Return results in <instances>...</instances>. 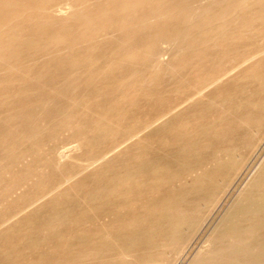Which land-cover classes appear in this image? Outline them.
I'll return each instance as SVG.
<instances>
[{"label": "rangeland", "instance_id": "rangeland-1", "mask_svg": "<svg viewBox=\"0 0 264 264\" xmlns=\"http://www.w3.org/2000/svg\"><path fill=\"white\" fill-rule=\"evenodd\" d=\"M62 1L63 0H48V1H46V0H44V1L43 0H34V1H32V0H14V1H12V0H0V34H1L0 35V43H1L0 44V57L2 56V58H0V67H1L0 68V70H1V72H0V115H1L0 116V138H1L0 143L2 142V144L0 145L1 146L0 147V151H1L0 152V163H1L0 164V175H1V177H0V187H1L0 199L4 198L6 200V201L4 199H3V201L0 200V201H2V203L0 202V220L8 218L9 216L13 215L16 211H18L20 208L25 206L23 208V211H20L16 214V216L19 215L18 218L14 219V221H12V223L6 225L5 227L0 228V264H22V263L23 264L24 263L25 264H33V262H35L37 264H48V263L49 264H53V263L57 264L58 262H59L58 264H61V262H62V264H79L80 262H81L80 264H96V263L97 264H102V263L108 264L107 261H108V259H110V257L112 258V260H113V258L114 259L116 258V260H117L118 253L120 251L119 247H118V249H116L114 247H117V246H113L110 241H106L108 243H102L101 244L100 242L98 243V241H95L92 238L93 235L95 236V234H100L103 231V230H101V229H103V226H104V229L106 228V230L110 229L109 227H108L109 228L108 229L107 226H111L112 223L114 222L113 221L114 219L111 220L112 217L108 216L106 213V211H108V209L110 207L107 205L100 206L95 211V213L92 214L90 212V208L87 206V204L82 203L83 196H85L86 193H88L90 190H92V187L94 185L97 187H102L105 183H107V181L114 182L113 180H115L116 178L119 177L122 169L124 168L126 163H129V161L134 163V162H136L135 160L138 159L139 157H141V158L145 157L144 160L149 159V157H151L150 159L168 160L173 156V154L177 153V151L182 146L187 147V146L192 145V143H195V142L201 146H204V145L206 146V145H210V144L211 145L212 144L217 145L219 143V141H222V140L227 141V140H229V138L231 136L230 135L231 133H230L229 134L230 136L228 135V137L220 138L219 132L223 131L224 129H226L228 132V129H230L231 127L232 128L234 127L235 133H233V135L235 136L236 142L238 143V150H239V153L237 152V155H236V158H237L236 162H238V163H236V166H235L236 169L230 168L229 169L230 171H228V170H226V169H228V167H225L226 169L225 168L223 169L224 173H222L223 171H221V175H220L219 181L217 183V186L219 187V189L216 186V188H217L216 192H217V194L220 195V198L218 197L219 195L217 196L218 202L215 201L214 205H209L211 202L208 203L206 206V209L203 206V209H204L203 211H205V219L203 221H201L200 218L202 217V215H198V217H199L198 219L201 221L199 224V227L196 230H193L191 228H188V230L186 229V231L183 230L179 235V240L176 241L178 244L175 242V244L172 246V249L168 250L169 252L167 251L168 252V253H166L167 255L165 254L162 257L163 260L161 262L156 263V264H159V263H161V264H188L190 262V260L193 258V256L198 251H200L204 247V245L206 246V243L204 241H206L207 237L209 236L210 232L212 231L213 226L218 222V220L221 218V216L227 210V208L229 207L231 202L237 196L239 191L243 188V186L247 182V176H248L250 170L254 167V165L259 161L260 157L264 154V141H263L264 138H263L259 142L260 145L257 148V150L253 151L254 154L251 153V157L247 161V141L250 139V137L252 139L256 138V136H257L256 131H258V130L262 132L261 134H264V129L261 130V128L260 129L256 128V130H253V131H252V129L247 130L246 125H243L242 123H240L238 121H235L236 115H239V113H242V112L246 113L247 110L249 111V110L253 109L252 106L248 105L249 101L256 100L259 97H261L263 94L260 92V90L258 88V83H256V81H254V79H255L254 75L256 74V71H258L260 69V66H261V63L257 64V61L261 60L264 57V55L258 56L253 62H249V63L246 62L247 64L245 63V64L240 65V66L238 64H239V62L241 63L243 60V54L242 53L244 51H246V50L248 51L250 49L256 51L260 48L258 46L264 45V37L262 38L264 33L259 32V31L257 32L256 30L255 31H248L247 27H248V25H251L250 24L251 20L249 19L251 14L248 12L247 3H243V2L239 3L238 2V4L236 5V7L233 10V13H232L233 16L229 17V19H231V20H229L230 27L233 29V31L235 30L236 33L234 35L233 40H231L230 43H224L222 45V46H225V48L224 47L221 48V45L219 47H215V46L213 47V46H211L210 43L200 42L199 40L202 37L200 35V27L197 25L192 26V24H187V25L185 24L184 28H186V27L192 28V36L190 38L186 39V42H183L184 45L186 43H188V44L196 43V44H198V46L193 47L191 45H188V49H186L185 52L181 53L180 50H178L177 48H175L173 46H169L170 44L165 42L166 41L165 39H167L165 37H169V35L174 30H176V25L178 24L179 17H181V19L184 17L182 14L179 15L178 18L176 17L175 19H165L163 17H160L159 13L166 14V13L176 12V10H177L176 7H173V5H171V2L168 0L167 1H165V0L164 1L163 0H137L135 2L136 4L134 3L135 5L131 8H128V9H124V8L122 9V6H123L122 4H124L126 1H127L126 3H128L129 1L133 2L134 0H121V1L120 0H88V1L86 0V2H85V0L84 1L83 0H79V1L78 0H68L67 2H70L71 5L70 4L67 5L66 1H63V2ZM139 1H140V3H139ZM149 1H152L155 4L153 5V3H149ZM180 1L184 4V3H188L192 0H180ZM35 2H37V3H35ZM38 2H41V3H38ZM64 2H65V4H64ZM80 2L82 5L80 4ZM78 3L88 13H92V14L94 13L95 14V15H93V20L90 24H87V22H84V23L81 22L82 20L80 21V19L76 18V16H69V15H67V13L63 14V13L57 11L59 8L58 6H62V7H64V9H68L70 11V10L74 9V5L75 4L78 5ZM103 3H104V7H103ZM47 4L49 5V8L47 7L48 6ZM107 4H108L107 7L108 8L110 7V9L105 7V5H107ZM64 5H67V6L65 7ZM85 5H86V7H85ZM98 5H100L101 8L98 7ZM111 5L114 8H111L112 7ZM149 5H150V7H149ZM155 5H156V7H155ZM37 6L38 7L42 6V8H38ZM55 6H57V7L54 8ZM70 6H72V7H70ZM147 6L149 8L146 9ZM68 7H70V8H68ZM97 7L100 9L104 8L103 9L104 11L107 8L105 11L106 13L103 10H100V9L98 10ZM14 9H18V11H15ZM148 9H149V11H148ZM158 9H160V10H158ZM6 10H7V12H6ZM138 10H139V13H137ZM143 10H145V11H143ZM162 10H164V11H162ZM63 11L65 12L66 10H63ZM97 11H100V13L99 12L97 13ZM94 16H95V18H94ZM27 17H29V18H27ZM109 17L113 21H116V22L119 21L118 24H114V25L109 24L108 25V24L104 23L105 18H109ZM157 17L159 19H157ZM42 18H44V19H42ZM96 19H98V20H96ZM36 21L38 23H36ZM54 21H55V23H54ZM36 24H38V25H36ZM53 24H57L58 26L57 25L55 26ZM63 24L65 26H63ZM43 25H46V26H43ZM86 25H89V26H86ZM119 25L128 26L129 27V32H128L129 35L128 34L124 35L123 33L122 34L116 33V37H115V36H111V35H104L103 36V35L95 33L96 30L99 29L100 27H104L103 29L105 31H112V30H115V27L116 26L118 27ZM215 25H217V24L215 23ZM244 25L245 26L247 25V26L245 27ZM37 26H39L40 29L36 31ZM53 26H54V28H53ZM44 27H47V28L44 29ZM90 27H92V28H90ZM58 28L62 30V33H61V30L58 31ZM83 28L84 29L87 28V31H86V29L84 30ZM261 28L263 29V32H264V24L261 25ZM20 29H21V33H29V34L33 35L35 38L37 37L38 38V39L36 38L37 40L33 37V39L35 41L33 43H36V44H33V45L26 44V45H20V46H14L13 47V45L12 44L10 45L9 42L5 43V41L7 39L9 41V37L13 36L14 33H16V31H19ZM52 29L53 30L57 29V30L53 31ZM66 29H68L69 31ZM70 29L73 31V33ZM78 29H80V30H78ZM246 29H247V31H246ZM44 30H47V31L50 30V33L52 32V34H49L48 33L49 31L46 32ZM83 30L85 32H83ZM131 30H133V32ZM236 30L238 31V33ZM66 31L68 32V35H67ZM70 31H71L72 35L69 34ZM91 31H92V33H88ZM79 32H80V34L82 33L83 35L86 34L85 35L86 40L83 42H82V40H79L78 43H75V46H74L75 48L69 47V48H65L66 50H63L61 48L58 49V46L57 47L54 46V48H52V46H53L52 45V46H49L52 48L51 51H50L49 47H48L49 49L44 48V51H41L40 54H37L36 58H29V54L32 51H34L37 47L36 45L39 44L38 41L41 43L42 42L45 43L46 42L45 40H47L48 42L51 40L52 37H50L49 35H52V36L54 35V37H55V34H56L57 37H59L58 39L61 42L63 41L64 43L68 44L73 40V38L74 39L77 38V36L79 35ZM240 32H241V34H240ZM39 34H41V35H39ZM31 35L28 36V39L32 38ZM43 35L45 36V38H43ZM64 35H66V37L68 36L67 39H65L66 37L65 38L63 37ZM72 36H73V38H72ZM120 36H121V38H120ZM239 36H240V38H239ZM114 38H116V39L114 40ZM117 38L119 40H117ZM108 40H109V42H108ZM127 40L130 42H128ZM239 41H240V43H239ZM123 42L130 43L132 45L136 44L140 47V50H138L136 53L137 55H139V59L138 60L135 59L137 61L131 60L130 56H123V57L121 56L122 53H120V52L124 51ZM163 42H164V44H163ZM105 43L107 44L108 47L110 44V47L109 48L106 47ZM102 44L105 46V48H103ZM160 45H162V46H160ZM206 46H207V48H206ZM166 47H169V48H166ZM245 47L246 48L248 47V48L246 50H244ZM203 48H205V49H203ZM210 48H211V51L209 50ZM226 48H232V52L226 51V53H225ZM47 49L49 50V52H46ZM25 50L27 52H25ZM75 50L77 52H73ZM252 50H251V52H252ZM22 51H23V53H22ZM145 51H146V53H145L146 55L144 56ZM156 51H158V52H156ZM11 52H16L18 55L15 53H11ZM93 52L95 55L99 54V56H102L99 59L100 62L98 61L99 63L95 62L93 64H90L87 62L84 63V59L87 56H91V54H92V56H94ZM101 52L104 54L102 55ZM44 53H46V54H44ZM67 53H68V55H67ZM157 53H160L161 57ZM162 53H165V54L162 55ZM19 54H21L22 57H18ZM166 54H168V55H166ZM3 55H5V56H3ZM62 55L65 58L62 57ZM110 55L112 58H114L112 61H114L115 64L110 69H105L106 71L104 73V70L102 68H104L105 64H102L103 63L102 61H103V59L108 60L110 58L108 56H110ZM7 56H8V58H7ZM152 56H153V58H156V56H157V59L153 60V58H147V57H152ZM162 56H163V58H162ZM174 57H176V59ZM120 58L122 59L121 61L118 60ZM16 59H20V61L24 60L23 63H21L22 67L18 66L21 64H18L19 62H18V60L15 61ZM160 59L161 60L165 59V60H162L160 62ZM126 60H128L129 62ZM54 61H55V63H54ZM162 62H163V64H161ZM164 62H166V63H164ZM23 64H25L26 66ZM140 65H141V68H142V65H143V68L144 67H147V68L150 67V68H149V70L145 71L147 68L141 69ZM93 66H95L96 68H94ZM100 66H103V67H100ZM162 66L164 68L163 70L161 68ZM167 66L169 67L170 71H172V72L168 71ZM12 67H15V68L17 67L16 68L17 70L15 71V68H12ZM170 67H173V68L171 69ZM232 67H234L233 69L235 72L231 71V75L225 76L223 78V80H221L219 83L204 89V93L202 96L201 95L199 97L197 96L199 94V90L205 85V81L208 79V77H210L212 74L222 73V72H224V71H226ZM244 67H246V68H244ZM10 68H12L13 70ZM59 68L61 70H59ZM97 68H98V70H95ZM113 68H115L117 70L115 71V69H113ZM137 68H138V71L140 69L141 70L138 72V71H136ZM2 69H3V71H2ZM42 69H44V70H42ZM70 70H72V71H70ZM77 70H78V72H77ZM99 70H100V72H99ZM160 70H162V71H160ZM107 71L108 72L110 71V72L107 73ZM143 71H145L146 73ZM30 72H32V73H30ZM94 72L97 74H95ZM34 73H36V74H34ZM40 73L45 75V76L41 75ZM71 73L73 76L75 75V73H78V75L76 74L74 76V78L69 77V76H72ZM92 73H94L95 76H93L94 74H92ZM140 73H141V75H140ZM151 73H152V75H151ZM232 73H234V74H232ZM1 74H2V76H1ZM153 74H154L155 78H153ZM6 77H7V79H5ZM26 78H29V79H26ZM66 78H67V80H66ZM1 79H4V80H1ZM69 79H72L71 80L72 82H69L70 81ZM77 79H79V80H77ZM145 79H146V81L147 80L148 81L146 82ZM13 80H14V82H13ZM162 80H164V81H162ZM33 81L36 82V85L38 83H41V84L36 86L35 84H33L34 83ZM65 81H66V83H65ZM86 81L88 83L87 85H90L88 88H87V85H85ZM62 82H64V84H62ZM73 82H74V84H72ZM70 83L72 85H74V88L70 86L71 85ZM143 83L146 84L147 86L144 85ZM30 84H33V86H30ZM42 84L48 85V86H45L47 89H45ZM188 84H191V86L190 85L188 86ZM41 85L43 87H41ZM57 85H58V87H59V85H61V88L63 85H65V86H63L64 88L61 89V88H58ZM75 85L76 86L80 85L79 88L81 90L79 88L76 89L77 87H75ZM81 85H83L84 87H82ZM137 85H142V86L140 87ZM21 86H23V87H21ZM92 86L94 88L98 86L99 88L97 87L98 89L97 88L94 89ZM109 86H110V88H109ZM145 86L147 87V90H146ZM30 87H32V88H30ZM131 87H133V88H131ZM41 88H43L42 89L43 91L41 90ZM50 88H52V90ZM69 88H72V89H69ZM108 88L111 89L112 91L110 90V92L107 94V92L109 91ZM144 88L147 92L144 91ZM65 89H69L68 91L66 90L67 93L70 92V94H68L67 96H64V93L66 91L65 92L62 91ZM91 89H93V94H91L92 93ZM101 89H102V93L100 91ZM105 89H107V90H105ZM30 90H31V92H29ZM44 90H47V91L44 92ZM78 90H80V91L78 92ZM82 90L85 92L87 91L86 94L84 92H82ZM104 90L107 92H105ZM135 90H137V91H135ZM73 91L75 94L73 93ZM32 92L36 93V95L34 94V96H33ZM61 92H63L62 94L64 97L62 96V94H60ZM67 93H65V94H67ZM79 93H82V95L80 94V96H79ZM94 93H96V94H94ZM110 93H111V95H110ZM72 94L77 95V97L72 96ZM89 94H91V95H89ZM100 94L103 96H101ZM18 96L21 98L18 99L19 98ZM48 96H49V98H48ZM98 96H100V97L98 98ZM192 96L193 97L197 96V98L194 101L188 102L186 104V102L188 101L187 98L192 97ZM54 97H55L56 101L54 100ZM70 97L71 98L74 97L76 100L74 101V98L71 99ZM45 99H46V101L48 100V103L50 106L48 105L47 102H46L47 104L45 103ZM52 100L54 101V103L51 102V104H50V101H52ZM69 100L71 101V103L69 102ZM210 100H211V102H210ZM66 101H68L69 103H67ZM76 101H78V104ZM212 101H214V102H212ZM11 102H13L12 104H10L12 107L8 105ZM40 102H42V103H40ZM65 102L67 103L66 105L68 107L70 106V104H72L74 110L72 108H70V109H68V107L66 108L65 107L66 105H64ZM73 102H74V104H73ZM17 103H19V104H17ZM39 103L42 105V107L44 106L43 109ZM34 104L36 106H34ZM56 104H58V106ZM7 105H8V107H11V108H9V109L7 108L8 110L6 108L3 109V107H7ZM54 105L57 106L56 108H58V107L59 108L58 109H56L54 107L52 108V106H54ZM48 106H49V108H47L48 109L47 110L46 107H48ZM64 107L68 110L72 109L73 111L71 110V113L75 116H71L72 114L68 110H65ZM179 107H181V108H179ZM39 108H40V110H39ZM104 108L105 109L107 108V109L104 110ZM143 108H144V110H143ZM45 109H46V111H45ZM52 109L54 111L53 113H52ZM61 109L64 111V113ZM141 109H142V111H141ZM22 110L23 111L26 110V111L20 112ZM10 111H12V112H10ZM31 111H32V114H31ZM34 111H36V112H34ZM59 111H60V113H59ZM77 111H78V113H81V114H78ZM120 111H121V116H120ZM254 111H255V109L253 110V112ZM6 112H10V113H6ZM44 112L45 113L47 112L45 115H47L48 112L50 114L52 113L51 114L52 116H50V114H49V116L47 115V117H46L48 119H46L45 116H43ZM82 112H83L84 118L82 116ZM167 112H173V115L172 116L168 115V118L175 117L174 123L168 124V126H167V122H160V124L155 125L156 126L155 128L151 127V128H149L150 130L147 129L143 133V137L141 135L140 137L135 138L133 141L129 142L126 146H124V148L122 147V149H120V152L113 154V155H110V157L107 158L104 162H101V161L97 162L96 163L97 167L89 168V169H93V170L90 171L89 169H87V170L82 171V169H80V168H83V165L85 163L89 162L93 158L95 159V158L99 157L100 155L109 151L110 150L109 148H112L115 145H117V142L120 143L123 140V138L126 137L125 131L127 129H133V128L134 129H140L145 125V123H147L149 121H153L155 118H158L159 116H161ZM14 113H15V115H14ZM18 113L19 114L24 113V115L23 114L18 115ZM42 113H43V115L41 116L40 114H42ZM127 113H128V115L130 113L131 116L134 115V116H132L133 118L126 115ZM134 113H136V114H134ZM141 113H143V115ZM66 114H67V116H64ZM194 114H195V116H194ZM254 114H255V112H254ZM3 115H5V116H3ZM35 115H36V117H35ZM78 115L80 117H78ZM144 115H146V116H144ZM184 115H185V117H184ZM213 115H215V117H213ZM216 115H217V117H216ZM127 116H128V120H126ZM219 116H221V117H219ZM41 117L44 119L40 121ZM74 117L77 120L76 121L77 123L75 122ZM124 117H125V119H124ZM25 118H27V120ZM38 118H39V121L41 123H38L39 122V121H37ZM62 118L63 119L67 118V120L66 119L63 120ZM144 118H146V119H144ZM30 119H32V120H30ZM209 119H210V121H209ZM1 121H2V123H1ZM21 121H22V123H19ZM28 121H30V122H28ZM35 121H37V122H35ZM84 121H85V123H84ZM177 121H178V124H180V125H177ZM9 122L12 124H10ZM27 122H28V124H27ZM42 122H44L45 124H46V122L50 123V126L46 127L47 124H46V126H44L42 124ZM53 122H55V123H53ZM72 122H73L74 126L72 125ZM86 122H88L89 124L87 123L88 124L87 125ZM90 122L92 124H90ZM143 122H144V125H143ZM139 123H141V124H139ZM17 124L19 125V127L21 126L20 127L21 129L18 127ZM38 124L39 125L41 124V125L39 126ZM82 124H86L87 126L86 125L83 126ZM165 124H166V126H165ZM24 125H26V126H24ZM134 125H136V127ZM4 126H7V127L5 128ZM16 126H17V128H16ZM22 126H23V129H26L29 131L32 130V133L34 131H38V130L42 133H40L39 135H36V137L35 136L32 137L29 140L24 139V138L20 137V133L23 130ZM34 126L35 127L38 126V127L35 128ZM71 126H73V127H71ZM79 126H82V127H80L81 130H83L82 128H86L87 132L85 131V129L83 131H85L86 134L88 135L87 136V139H88L87 145H83V147L81 149V153L79 151L75 152V153H73L74 155L76 153H79V154H76V156L71 155V158L66 159V161L64 160V163L60 167L57 165H52L47 160V158H45V157L52 159V156H53L52 154H54L53 158L54 157L56 158L58 150L62 149L63 147H67V146L72 145L73 141L75 140L74 131H75V129H76V131L78 129H80ZM140 126H142V127H140ZM175 126H176V128H175ZM26 127H28V128H26ZM40 127H42V128H40ZM12 129L13 130L17 129V130H15L17 132L13 131ZM176 129H178V130H176ZM237 129L239 130V133H238ZM204 130L208 133L204 132ZM6 131H8V132L6 133ZM46 131H47V133H46ZM170 131H171V133H170ZM11 132L14 135L16 133L17 134L19 133L20 138L17 137V135H15L16 136L15 138L16 139L18 138V139L16 140L14 138L16 140V141H14V139H13L14 135ZM182 132H184V133H182ZM247 132H250L252 134H247ZM8 134L11 135L13 140L10 138V136H8ZM165 134L167 135V137ZM170 134H171V136H170ZM40 138H42V139H40ZM169 138H171V139H169ZM36 139H38V140H36ZM48 139L50 140V141H48L49 143L48 142L45 143V141H47ZM23 140H25V142H23ZM31 140L36 141V142L33 143ZM39 140H41V141L44 140V142L42 141L43 142L42 143ZM7 141H9V142H7ZM17 141H20V142H17ZM21 141H22V143H21ZM29 141L31 144L29 143ZM164 141L166 142V145H165ZM163 142H164V145H163ZM36 143H37V145H36ZM151 144H152V146H151ZM180 144H182V145H180ZM4 146L6 148H4ZM139 146H141V147H139ZM157 147H159V148H157ZM2 150H5V151H2ZM24 150L25 151H36L37 154L35 153V156H36L35 159L33 160L34 153L32 156L26 155ZM86 151H87V153H86ZM128 151H130V152H128ZM5 152H7V153L4 154ZM22 152L24 155L22 154ZM118 154H120V155H118ZM127 154H129V155H127ZM133 154H134V156H133ZM8 155L11 156L10 157L11 160H10ZM15 155H17V156H15ZM81 155L83 157H81ZM96 155H98V156H96ZM14 156L16 158H14ZM72 156L74 158H72ZM189 156L193 157L194 154L192 153ZM195 156H196V154H195ZM238 156H239V158H238ZM55 158H54V160H55ZM110 158H113V161H111L112 159H110ZM79 159H81V160H79ZM10 161H11V163H10ZM45 162L47 163L46 166H45V164H46ZM103 163H104V165H101ZM42 164L44 165L43 166L44 168L42 167ZM28 165H30V166H28ZM26 167H28V169ZM67 167H69V168H67ZM92 167H94V166H92ZM70 169H71V171H70ZM94 170H96V171H94ZM26 171H28V172H26ZM6 172H7V175H6ZM33 172H35V173H33ZM68 172H72L73 174L80 172L79 175L74 178V181H72L70 184L65 185V188H67L69 186L70 189L74 188V190H72L71 192H70V190L66 191V189H64V187H63L64 184H62L61 186H59V188H60V189L58 188L59 190H56V191L54 190L51 193L46 194V196L40 198V200L37 199L38 201L36 200V202L31 204L34 206L36 203H38L42 200L39 203L40 205L37 204L34 207H32L31 205L30 206L27 205V204H29V202H32V200H34L33 197L35 195H37V193H38L37 191L39 190L38 187H39V185H41L43 183V181H44L43 184H45V186L49 185V184H53V183H58V180L62 179L63 173H68ZM1 173H3V174H1ZM29 173L31 176L29 175ZM81 173H83V174H81ZM8 174H9V176H8ZM223 175H226L227 177L226 176L224 177ZM221 176H223V177H221ZM38 177L41 178V180H39ZM46 177H48V178H46ZM228 177L231 179H229ZM107 178H109V179H107ZM38 180L40 183L38 182ZM32 184L35 186H33ZM71 185H73L72 186L73 188L71 187ZM175 186H176L175 188H178L177 187L178 185H175ZM47 187L48 186H46V188ZM10 188L15 190V191H13L11 189L13 191V194H12L11 190H8ZM163 188H165V187H163ZM163 188L159 187V188H155L153 190L152 189H150L148 191L145 190L141 195L142 198L135 201L134 206H136V207L130 208V207L122 206V208H120L119 214L120 215L123 214L122 215L123 217L122 216L119 217L118 224L122 225L123 227H126L128 224H130L129 222L131 221L132 214L133 215L136 214L137 211L140 212V210H141L140 208L142 206H145V204H147L149 202V200L152 201L153 198L156 199L157 196H160L161 193H163ZM6 189L8 192L6 191ZM159 189H160V191H159L160 193L158 192ZM16 191H17V193H16ZM74 191L75 192L78 191V194H81L82 196L80 195L79 197H75ZM68 192H70V196H68V194H67ZM18 193H20V195ZM55 193H57V194H55ZM15 194H17V196ZM144 194H145V198H144ZM155 194H157V196H155ZM12 195H14V196H12ZM11 197H13V198H11ZM36 197L37 196H35L34 198L36 199ZM117 197H118L117 195H116V198L113 195H111V196H108V198L100 197L102 199L99 198V200L100 201L102 200L101 202H103V203L108 202L109 204L111 203L110 205H113V202L115 201V199H117ZM207 197L208 196H206V198ZM30 198L32 200H30ZM66 198H68V199H66ZM118 200L123 201L122 198H118ZM142 200H143V203L142 202L140 203V201H142ZM23 201H24V203H23ZM55 201L56 202L60 201L61 204L58 203L59 204L58 205ZM75 201H77V202H75ZM3 202H5V203H3ZM216 202H217V204H216ZM211 204H213V203H211ZM59 206L68 207V209H70L72 212H74L73 213L74 215L72 218L67 219L66 221H63L62 223H60L58 225L57 231L56 230L42 231L43 229H41V230L40 229L30 230L32 228H30V229L28 228L29 225L32 224L30 222L34 221L36 223V221L38 222L40 220L45 219L46 218L45 216L49 212H51L54 207L58 209ZM207 207H210V208H207ZM27 209H28V211L25 212V210H27ZM44 211H46V212H44ZM124 213L129 217L131 215V217L130 218L125 217L126 215ZM16 216H14L13 218H15ZM101 219L104 221H101ZM10 220H11V218L8 219L7 221H10ZM27 220H28V222H27ZM105 220L108 222H106ZM7 221L5 223H7ZM109 221H112V222L109 223ZM102 222L103 223L106 222L107 224L105 223L103 225ZM138 223L139 222H137V224ZM96 226H101L98 228L100 230L96 229ZM140 226H142V225L140 224ZM90 227L93 230V232H91V229L88 230V228H90ZM25 228H27L28 230L27 229L25 230ZM83 228L85 230H83ZM87 230L89 232H85ZM80 231H82V233ZM74 235H75V237H74ZM99 236H101V234ZM123 237H122V239H123ZM36 239L38 241H36ZM71 239H72V241H71ZM90 240H92V241H90ZM88 241H90V243H87ZM34 242H35V244H33ZM80 244L82 246H80ZM53 245H55V246H53ZM105 248H106V250H105ZM54 250H56V251H54ZM50 251H52V252H50ZM69 251H70V253H69ZM60 252L62 255L59 254ZM72 252H75V253H72ZM100 253H102V254H100ZM67 254H68V257H67ZM99 254H100V256H99ZM40 255L44 256V258L41 257ZM70 255L73 259L71 257H69ZM104 255H105V257H104ZM107 256H110V257L108 258ZM39 257H41L42 261L38 260ZM97 257H100L99 260L97 259ZM30 258H32L33 260H31ZM56 258L58 260L57 262H56ZM104 258H107V261ZM20 259H21V261H20ZM53 259H54V262H52ZM74 259H75V261H74ZM90 259H93V260L91 261ZM100 259L103 260V262H101ZM63 260H65V261H63ZM82 260H83V262H82ZM95 260L97 262H95ZM26 261H28V262H26ZM75 262H77V263H75Z\"/></svg>", "mask_w": 264, "mask_h": 264}, {"label": "bare ground", "instance_id": "bare-ground-1", "mask_svg": "<svg viewBox=\"0 0 264 264\" xmlns=\"http://www.w3.org/2000/svg\"><path fill=\"white\" fill-rule=\"evenodd\" d=\"M14 1V0H12ZM34 1V0H32ZM44 1V0H43ZM48 1V0H46ZM63 1H66V4H70V2H67L68 0H63ZM62 1V2H63ZM79 1V0H78ZM84 1V0H83ZM88 1V0H87ZM121 1V0H120ZM137 0H134L133 2H128V3H124L122 4V9H128V8H131L133 7L136 3ZM164 1V0H163ZM167 1V0H165ZM171 2V5H173V7H176V12H172V13H166V14H163V13H159L160 17H163L165 19H175L176 17L178 18L179 15H183L184 17L181 19V17H179L178 19V24L176 25V30H174L170 35L169 37H165L167 39H165L166 43H169L170 45L169 46H173L175 48H177L178 50L182 52H185L186 49H188V45H191L193 47H197L198 44L196 43H191V44H188L186 43L184 45L183 42H186V39L190 38L192 36V28L191 27H186L184 28L185 24H192L193 25H197L200 27V35L203 37H201V39L199 40L200 42L202 43H210L211 46H215V47H219L221 45V48L225 46H222L224 43H230L231 40H233L234 38V35H235V30L233 31V29L230 27V23H229V17H232L233 16V10L234 8L236 7V5L239 3H247V9H248V12L251 14L249 19L251 20L250 21V24L251 25H248L247 29L248 31H259V32H263V29L261 28V25L264 24V0H192L188 3H182L180 0H168ZM4 2V1H3ZM42 2V1H41ZM41 2H38V3H41ZM86 2V0H85ZM92 2V1H91ZM103 2V1H102ZM17 3V2H16ZM19 3V2H18ZM37 3V2H35ZM122 3V2H121ZM135 3V4H134ZM140 3V1H139ZM142 3V2H141ZM149 3H153L152 1H149ZM23 4V3H22ZM65 4V2H64ZM81 4V2H80ZM78 3L74 5V9L72 10H68V9H64V7L62 6H58V10L59 12L63 13V14H66L69 15V16H76V18H79L81 22H87V24H90L93 20V15H95L94 13H88L87 11H85V9ZM84 4V3H83ZM91 4V3H90ZM138 4V3H137ZM155 3H153L154 5ZM48 5V4H47ZM46 5V6H47ZM67 5H64L65 7ZM71 5V4H70ZM77 5V6H76ZM110 5V4H109ZM152 5V4H151ZM7 6V5H6ZM91 6V5H90ZM102 6V5H101ZM107 5H105V7H107ZM112 6V5H111ZM116 6V5H115ZM118 6V5H117ZM126 6V7H125ZM5 7V6H4ZM38 7V6H37ZM45 7V6H44ZM49 8V5L47 6ZM57 6H55L54 8H56ZM72 7V6H70ZM68 7V8H70ZM86 7V5H85ZM98 7H100V5H98ZM97 9L99 10L100 8ZM103 7H104V3H103ZM138 7V6H137ZM136 7V8H137ZM143 7V6H142ZM150 7V5H149ZM148 6L146 7L149 8ZM156 7V5H155ZM38 8H42V6L38 7ZM108 8V7H107ZM106 8V9H107ZM111 8H114L113 6ZM172 8V7H171ZM87 9V8H86ZM104 8L100 9V10H103ZM105 9V11H106ZM110 9V7L108 8ZM154 9V8H153ZM170 9V8H169ZM15 11H18V9H14ZM20 10V9H19ZM63 10H66L65 12ZM68 10V11H67ZM152 10V9H151ZM160 10V9H158ZM13 11V10H12ZM104 11V10H103ZM104 11V12H105ZM145 11V10H143ZM147 11V10H146ZM149 11V9H148ZM147 11V12H148ZM153 11V10H152ZM164 11V10H162ZM7 12V10H6ZM43 12V11H42ZM100 13V11H97V13ZM141 12V11H140ZM96 13V12H95ZM96 13V14H97ZM106 13V12H105ZM137 13H139V10L137 11ZM146 13V12H145ZM33 14V13H32ZM36 14V13H35ZM103 15V14H102ZM108 15V14H107ZM147 15V14H146ZM37 16V15H36ZM98 16V15H97ZM22 17V16H21ZM24 17V16H23ZM29 18V17H27ZM95 18V16H94ZM44 19V18H42ZM46 19V18H45ZM53 19V18H52ZM157 19H159L157 17ZM238 19V18H237ZM14 20V19H13ZM51 20V19H50ZM57 20V19H56ZM55 20V21H56ZM84 20V21H83ZM95 20V19H94ZM98 20V19H96ZM101 20V19H100ZM47 21V20H46ZM45 21V22H46ZM52 21V20H51ZM50 21V22H51ZM54 21V23H55ZM234 21V20H233ZM53 22V21H52ZM51 22V23H52ZM119 22V21H118ZM118 22L116 21H113L109 18H105V21L104 23L106 24H118ZM36 23H38L36 21ZM40 23V22H39ZM215 23L217 25H215ZM49 24V23H48ZM59 24V23H58ZM126 24V23H125ZM38 25V24H36ZM53 25H57V24H53ZM243 25V24H242ZM43 26H46V25H43ZM58 26V25H57ZM63 26H65L63 24ZM86 26H89V25H86ZM245 26V25H244ZM247 26V25H246ZM245 26V27H246ZM48 27V26H47ZM47 27H44L47 28ZM62 27V26H61ZM74 27V26H73ZM72 27V28H73ZM54 28V26H53ZM81 28V27H80ZM92 28V27H90ZM104 27H100L99 29L96 30V34H100V35H111V36H115L116 37V33H119V34H128L129 35V27L126 26V25H119L118 27L116 26L115 27V30H112V31H105L103 29ZM39 26L36 27V31L39 30ZM43 29V28H42ZM84 29V28H83ZM86 31H87V28H85ZM84 29V30H85ZM175 29V28H174ZM246 29V31H247ZM53 30V29H52ZM57 30V29H56ZM56 30H53V31H56ZM61 30L58 28V31ZM68 30V29H66ZM71 30V29H70ZM80 30V29H78ZM83 30V32H85ZM92 30V29H91ZM46 32H48L49 34H52V32L50 33V30H44ZM69 31V30H68ZM72 31V30H71ZM71 31L69 34H71ZM77 31V30H76ZM133 32V30H131ZM130 31V32H131ZM135 31V30H134ZM237 31V30H236ZM67 32V31H66ZM81 32V31H80ZM79 32V37L77 36L76 39L73 38V40L66 44L64 43L63 41L61 42L57 37V35L55 34V37L54 35H49L51 38V40L48 42L47 40H45L46 44L45 43H41L38 41L39 44H37L36 46V49L34 51H32L30 54H29V58H36V55L37 54H40L41 51H44V48H48L49 46H52V48L57 47L58 46V49H63V50H66L65 48H75V43H78L79 40H82L85 41L86 40V34L83 35L82 33L80 34ZM94 32V31H93ZM131 32V33H132ZM136 32V31H135ZM202 32V33H201ZM47 33V34H48ZM61 33H62V30H61ZM65 33V32H64ZM73 33V31H72ZM76 33V32H75ZM88 33H92L91 32H88ZM145 33V32H144ZM238 33V31H237ZM77 34V33H76ZM241 34V32H240ZM1 35V34H0ZM31 35L29 33H21V29L19 31H16V33H14L13 36L9 37V41L8 39L5 41L6 42H9L10 45L12 44L13 47L14 46H20V45H33V44H36V43H33L35 42L34 39H33V35L31 39H28V36ZM41 35V34H39ZM45 35V34H44ZM43 35V38H45V36ZM67 35H68V32H67ZM72 35V34H71ZM88 35V34H87ZM91 35V34H90ZM127 35V36H128ZM131 35V34H130ZM258 35V34H257ZM48 36V37H49ZM174 36V37H173ZM47 37V36H46ZM64 38L66 37V35L63 36ZM68 37V36H67ZM67 37L65 39H67ZM237 37V36H236ZM264 37V35L262 36V38ZM30 38V37H29ZM35 38V37H34ZM37 38V37H36ZM35 38V39H36ZM71 38V39H72ZM121 38V36H120ZM134 38V37H133ZM160 38V37H159ZM240 38V36H239ZM38 39V38H37ZM36 39V40H37ZM70 39V40H71ZM116 38H114L115 40ZM123 39V38H122ZM236 39V38H235ZM250 39V38H249ZM113 40V41H114ZM117 40H119L117 38ZM107 41V40H106ZM128 41V40H127ZM242 41V40H241ZM81 42V41H80ZM109 42V40H108ZM130 42V41H128ZM3 43V42H2ZM240 43V41H239ZM242 43V42H241ZM255 43V42H254ZM262 43V42H261ZM1 44V43H0ZM81 44V43H80ZM106 44V43H105ZM117 44V43H116ZM164 44V42H163ZM247 44V43H246ZM94 45V44H93ZM103 45V44H102ZM168 45V44H167ZM89 46V45H88ZM87 46V47H88ZM162 46V45H160ZM244 46V45H243ZM85 47V46H84ZM91 47V46H90ZM106 47L107 44H106ZM109 47H110V44H109ZM108 47V48H109ZM123 49L124 51L120 52L122 53L121 56H130L131 60H134V61H137L139 59V55H137V51L140 50V47L138 45H132L130 43H125L123 42ZM202 47V46H201ZM205 47V46H204ZM228 47V46H227ZM260 47L258 50L254 51L252 49L250 50H246L247 48L245 47L244 51L242 54H243V60L242 62L240 63L239 62V66L240 65H243L245 64L246 62L249 63V62H253L258 56H261V55H264V45H261V46H258ZM50 48V51H51V47ZM48 48V49H49ZM78 48V47H77ZM94 48V47H93ZM103 48H105V46L103 45ZM154 48V47H153ZM166 48H169V47H166ZM190 48V47H189ZM207 48V46H206ZM47 49V50H48ZM83 49V48H82ZM88 49V48H87ZM97 49V48H96ZM102 49V48H101ZM122 49V48H121ZM151 49V48H150ZM164 49V48H163ZM172 49V48H171ZM205 49V48H203ZM230 49V50H229ZM46 52H49V50ZM79 50V49H78ZM103 50V49H102ZM109 50V49H108ZM201 50V49H200ZM207 50V49H206ZM211 51V48L209 49ZM252 50V52H251ZM20 51V50H19ZM18 51V52H19ZM69 51V50H68ZM101 51V50H100ZM149 51V50H148ZM165 51V50H164ZM168 51V50H167ZM227 52H232V48H226L225 49V53ZM10 52V51H9ZM8 52V53H9ZM25 52H27L25 50ZM67 52V51H66ZM73 52H77L76 50L73 51ZM103 52V51H102ZM101 52V53H102ZM119 52V51H118ZM143 52V51H142ZM153 52V51H152ZM158 52V51H156ZM160 52V51H159ZM176 52V51H175ZM174 52V53H175ZM11 53H15L17 54L16 52H11ZM23 53V51H22ZM70 53V52H69ZM97 53V52H96ZM108 53V52H107ZM146 51L144 52V56L146 55L145 54ZM155 53V52H154ZM166 53V52H165ZM165 53H162V55H164ZM179 53V52H178ZM14 54V55H15ZM46 54V53H44ZM104 53H102L103 55ZM106 54V53H105ZM159 54V56L161 57L160 53H157ZM171 54V53H170ZM13 55V56H14ZM18 55V54H17ZM35 55V56H34ZM60 55V54H59ZM68 55V53H67ZM66 55V56H67ZM71 55V54H70ZM93 55L91 54V56H87L85 59H84V63H90V64H93L95 62L99 63V59L102 57V56H99V54H94L93 52ZM107 55V54H106ZM151 55V54H150ZM153 55V54H152ZM168 55V54H166ZM225 55V54H224ZM233 55V54H232ZM5 56V55H3ZM149 56V55H148ZM155 56V55H154ZM158 56V55H157ZM157 56L156 58H153L152 57H147V58H153V60L157 59ZM158 56V57H159ZM227 56V55H226ZM18 57H22L21 54H19ZM47 57V56H46ZM62 57H64L62 55ZM68 57V56H67ZM104 57V56H103ZM108 60H104L103 59V63L102 64H105L104 65V68H102L104 70V73H105V69H110L114 64L115 62L112 61L114 58L110 56ZM107 57V58H108ZM2 58V56L0 57ZM8 58V56H7ZM14 58V57H13ZM65 58V57H64ZM163 58V56H162ZM165 58V57H164ZM176 59V57H174ZM63 59V58H62ZM137 59V60H135ZM166 59V58H165ZM165 59H162V60H165ZM18 60V64H21L23 63L24 60H21L20 59H16L15 61ZM119 61H121L122 59H118ZM160 59V62L162 61ZM64 61V60H63ZM99 61V62H98ZM117 61V60H116ZM128 61V60H126ZM129 62V61H128ZM10 63V62H9ZM14 63V62H13ZM55 63V61H54ZM124 63V62H123ZM122 63V64H123ZM140 63V62H139ZM144 63V62H143ZM142 63V64H143ZM150 63V62H149ZM166 63V62H164ZM246 63V64H247ZM261 63V66H260V69L258 71H256V74L254 75V81H256V83H258V88L260 90L262 94L261 97H259L258 99L256 100H252V101H249L248 102V105L252 106V110H247L246 113H239V115H236L235 118L236 120L235 121H238L240 123H242L243 125H246L247 126V130H256V128H261L264 129V57L261 59V60H258L257 61V64H260ZM45 64V63H44ZM69 64V63H68ZM101 64V63H100ZM121 64V63H120ZM141 64V63H140ZM152 64V63H151ZM163 64V62L161 63ZM256 64V65H257ZM25 65V64H23ZM88 65V64H87ZM96 65V64H95ZM150 65V64H149ZM165 65V64H164ZM163 65V66H164ZM167 65V64H166ZM237 65V66H238ZM4 66V65H3ZM15 66V65H14ZM17 66V65H16ZM18 66H21L22 67V64L21 65H18ZM26 66V65H25ZM163 66L161 67L162 70L164 69ZM169 66V65H168ZM167 66L168 68V71H170L169 67ZM7 67V66H6ZM29 67V66H28ZM65 67V66H64ZM67 67V66H66ZM94 68H96L95 66H93ZM100 67H103V66H100ZM149 67V66H148ZM243 67V66H242ZM1 68V67H0ZM12 68H15V67H12ZM10 68V69H12ZM17 68V67H16ZM15 68V71L17 70ZM24 68V67H23ZM70 68V67H69ZM93 68V69H94ZM117 68V67H116ZM140 68H141V65H140ZM144 68H147V67H144ZM143 68V65H142V68L141 69H144ZM150 68V67H149ZM149 68H147L145 71L149 70ZM171 69L173 67H170ZM234 67L222 72V73H218V74H212L210 77H208V79L205 81V85L199 90V94L197 95L198 97L201 95H203L204 93V89L212 86V85H215L217 83H219L221 80H223V78L227 75H231V71H234L233 69ZM246 68V67H244ZM4 69V68H3ZM2 69V71H3ZM21 69V68H20ZM45 69V68H44ZM42 69V70H44ZM73 69V68H72ZM92 69V70H93ZM115 69V68H113ZM140 69V70H141ZM233 69V70H232ZM13 70V69H12ZM50 70V69H49ZM59 70H61L59 68ZM95 70H98L95 69ZM94 70V71H95ZM117 69H115L116 71ZM139 70V71H140ZM160 70V71H162ZM8 71V70H7ZM47 71V70H46ZM72 71V70H70ZM113 71V70H112ZM111 71V72H112ZM114 71V72H115ZM136 71H138V68L136 69ZM138 71V72H139ZM143 71V72H145ZM159 71V72H160ZM1 72V70H0ZM67 72V71H66ZM78 72V70H77ZM100 72V70H99ZM110 72V71H109ZM107 71V73H109ZM142 72V73H143ZM172 72V71H170ZM235 72V71H234ZM19 73V72H18ZM32 73V72H30ZM73 73V72H72ZM71 73V75H72ZM95 73V72H94ZM92 73V74H94ZM146 73V72H145ZM161 73V72H160ZM169 73V72H168ZM214 73V72H213ZM230 73V74H229ZM3 74V73H2ZM1 74V76H2ZM8 74V73H7ZM36 74V73H34ZM41 74V73H40ZM78 75V73H75V75ZM97 74V73H95ZM95 74L93 76H95ZM118 74V73H117ZM135 74V73H134ZM164 74V73H163ZM234 74V73H232ZM31 75V74H30ZM43 75V74H41ZM40 75V76H41ZM74 75V76H75ZM141 75V73H140ZM144 75V74H143ZM152 75V73H151ZM162 75V74H161ZM26 76V75H25ZM39 76V75H38ZM37 76V77H38ZM45 76V75H43ZM61 76V75H60ZM74 76H69V77H73ZM92 76V77H93ZM149 76V75H148ZM165 76V75H164ZM17 77V76H16ZM31 77V76H30ZM56 77V76H55ZM54 77V78H55ZM123 77V76H122ZM12 78V77H11ZM20 78V77H19ZM33 78V77H32ZM153 78L154 77V74H153ZM7 79V77L5 78ZM10 79V78H9ZM21 79V78H20ZM26 79H29V78H26ZM35 79V78H34ZM59 79V78H58ZM57 79V80H58ZM62 79V78H61ZM149 79V78H148ZM1 80H4V79H1ZM16 80V79H15ZM67 80V78H66ZM70 81L69 82H72L71 80L72 79H69ZM79 80V79H77ZM87 80V79H86ZM89 80V79H88ZM130 80V79H129ZM21 81V80H20ZM35 81V80H34ZM33 81V82H34ZM40 81V80H39ZM83 81V80H82ZM91 81V80H90ZM146 81V79H145ZM148 81V80H147ZM146 81V82H147ZM154 81V80H153ZM164 81V80H162ZM14 82V80H13ZM45 82V81H44ZM68 82V83H69ZM76 82V81H75ZM140 82V81H139ZM152 82V81H151ZM20 83V82H19ZM66 83V81H65ZM91 83V82H90ZM116 83V82H115ZM149 83V82H148ZM23 84V83H22ZM33 84L36 85V82H34ZM33 84H30V86H33ZM41 83H38L37 85H39ZM50 84V83H49ZM61 84V83H60ZM62 84H64V82H62ZM71 84V83H70ZM69 84V85H70ZM74 84V82L72 83ZM70 85L71 87L74 88V85ZM87 81L85 83V85H87ZM144 84V83H143ZM150 84V83H149ZM26 85V84H25ZM34 85V86H35ZM36 85V86H37ZM43 85V84H42ZM41 87L44 86L45 89H47L45 86H48V85H43ZM84 85V84H83ZM83 85H81L82 87H84ZM146 85V84H144ZM191 86V84H188V86ZM29 86V85H28ZM65 86V85H63ZM62 86L61 88V85H57L58 88H61L63 89L64 87ZM69 86V87H70ZM80 85H75V87H77L76 89L79 88ZM90 85H87V88L89 87ZM114 86V85H113ZM112 86V87H113ZM137 86H142V85H137ZM147 86V85H146ZM145 86V87H146ZM5 87V86H4ZM23 87V86H21ZM20 87V88H21ZM25 87V86H24ZM93 87V86H92ZM98 87V86H97ZM95 87V88H97ZM3 88V87H2ZM19 88V89H20ZM32 88V87H30ZM94 88V87H93ZM94 88V89H95ZM99 88V87H98ZM97 88V89H98ZM110 88V86H109ZM108 88V89H109ZM133 88V87H131ZM139 88V87H138ZM6 89V88H5ZM43 88H41L42 90ZM52 90V88H50ZM69 89H72V88H69ZM69 89H65V90H62V91H68ZM80 89V88H79ZM96 89V90H97ZM103 89V88H102ZM102 89L100 90L101 93H102ZM81 90V89H80ZM78 90V92L80 91ZM86 90V89H85ZM92 90V91H91ZM90 91L92 92L91 94H93V89H91ZM107 90V89H105ZM104 90V91H105ZM111 89H109V91H105L107 92V94L110 92ZM117 90V89H116ZM146 90H147V87H146ZM145 88H144V91H146ZM10 91V90H9ZM43 91V90H42ZM47 90H44V92H46ZM67 91L65 93H67ZM75 91V90H74ZM73 91V93H74ZM112 91V90H111ZM137 91V90H135ZM142 91V90H141ZM143 91V92H144ZM31 92V90L29 91ZM28 92V93H29ZM82 92H84L86 94L85 91L82 90ZM147 92V91H146ZM33 93V92H32ZM59 93V92H58ZM63 92H61L60 94H62ZM64 93V96H67L69 93L65 94ZM77 93V92H76ZM97 93V92H96ZM94 93V94H96ZM99 93V92H98ZM113 93V92H112ZM16 94V93H15ZM34 94L36 95V93H33V96ZM38 94V93H37ZM46 94V93H45ZM75 94V93H74ZM72 94V96H76L77 95H74ZM78 94V93H77ZM80 94L82 95V93H79V96ZM89 94V95H91ZM104 94V93H103ZM143 94V93H142ZM160 94V93H159ZM23 95V94H22ZM101 95V94H100ZM111 95V93H110ZM9 96V95H8ZM51 96V95H50ZM60 96V95H59ZM63 96V94H62ZM63 96V97H64ZM70 96V95H69ZM103 96V95H101ZM116 96V95H115ZM197 96L195 97H188L187 98V102H192L194 101ZM19 97V96H18ZM61 97V96H60ZM100 96H98L99 98ZM21 97H19L18 99H20ZM23 98V97H22ZM49 98V96H48ZM71 98V97H70ZM74 98V97H72ZM71 98V99H72ZM135 98V97H134ZM155 99V98H154ZM208 99V98H207ZM9 100V99H8ZM54 100H55V97H54ZM76 99L74 98V101ZM82 100V99H81ZM156 100V99H155ZM212 100V99H211ZM210 100V102H211ZM6 101V100H5ZM24 101V100H23ZM56 101V100H55ZM2 102V101H1ZM35 102V101H34ZM33 102V103H34ZM44 102V101H43ZM48 103V100L46 101L45 99V103ZM51 102L54 103V101H50V104ZM67 103H71V101L69 100L66 101ZM65 102L64 105H66L67 103ZM77 104H78V101H76ZM214 102V101H212ZM13 102L9 103L8 105L11 106L10 104H12ZM21 103V102H20ZM42 103V102H40ZM39 103V104H40ZM46 103V104H47ZM19 104V103H17ZM37 104V103H36ZM45 104V105H46ZM62 104V105H63ZM74 104V102H73ZM76 104V105H77ZM3 107L4 108H11V107ZM38 105V104H37ZM41 105V104H40ZM49 105V103H48ZM58 106V104H56ZM63 105V106H64ZM72 104H70L71 106ZM89 105V104H88ZM5 106V105H4ZM22 106V105H21ZM34 106H36L34 104ZM50 106V105H49ZM46 107L47 108H49ZM57 106H52V108H56ZM62 106V107H63ZM68 107L67 105L65 106L66 108L68 107V109L73 108V105L71 107ZM201 106V105H200ZM42 107V105H41ZM40 107V108H41ZM44 107V106H43ZM42 107V109H43ZM61 107V108H62ZM64 107V108H65ZM76 107V106H75ZM136 107V106H135ZM37 108V107H36ZM39 108V110H40ZM59 108V107H58ZM56 108V109H58ZM65 110H68L66 109ZM181 108V107H179ZM5 109V110H6ZM7 109V110H8ZM22 109V108H21ZM45 109V111H46ZM71 109V110H72ZM83 109V108H82ZM107 109V108H106ZM104 108V110H106ZM255 109V114L253 112V110ZM37 110V109H36ZM48 110V109H47ZM62 110V109H61ZM71 110H68L70 113H71ZM72 110V111H73ZM88 110V109H87ZM99 110V109H98ZM138 110V109H137ZM144 110V108H143ZM178 110V109H177ZM204 110V109H203ZM26 111V110H25ZM25 111H20V112H25ZM63 111V110H62ZM81 111V110H80ZM83 111V110H82ZM89 111V110H88ZM142 111V109H141ZM184 111V110H183ZM12 112V111H10ZM10 112H6V113H10ZM19 112V111H18ZM36 112V111H34ZM50 112V111H49ZM48 112V116H49V113ZM53 109H52V113H53ZM58 112V111H57ZM84 112V111H83ZM83 112H82V116H83ZM87 112V111H86ZM130 112V111H129ZM174 112V111H173ZM173 112H167L161 116H159L158 118H155L153 121H149L147 123H145L144 125V122H143V127L140 128V129H127L125 131V135L126 137L123 138V140L118 143L117 142V145H115L114 147L112 148H109L106 153L100 155L99 157L97 158H93L92 160H90L89 162L85 163L83 165V168H80L83 170H87L89 168H95L97 167V162H104L107 158L110 157V155H113V154H116L118 152H120V149H122V147L124 148V146H126L129 142L133 141L135 138H138L142 135L143 137V133L149 129V128H155L157 124H160V122H167V126L168 124H172L174 123V118L175 117H170L168 118V115H173ZM47 113V112H46ZM44 112V115L43 113L40 114L41 116H45V118L47 117V115ZM51 113V114H52ZM60 113V111H59ZM64 113V111H63ZM69 113V114H70ZM76 113V112H75ZM78 113V111H77ZM85 113V112H84ZM131 113V112H130ZM128 113L126 115L132 117L134 115L131 116V114ZM185 113V112H184ZM20 114H23L24 113H20ZM18 113V115H20ZM31 114H32V111H31ZM50 114V116H52ZM55 114V113H54ZM58 114V113H57ZM72 114V113H71ZM78 114H81V113H78ZM104 114V113H103ZM136 114V113H134ZM143 115V113H141ZM219 114V113H218ZM6 115V114H5ZM3 115V116H5ZM15 115V113H14ZM26 115V114H25ZM77 115V114H76ZM139 115V114H138ZM137 115V116H138ZM211 115V114H210ZM209 115V116H210ZM1 116V115H0ZM8 116V115H7ZM6 116V117H7ZM29 116V115H28ZM54 116V115H53ZM64 116H67L64 115ZM71 116H75V115H71ZM88 116V115H87ZM120 116H121V111H120ZM128 116H127V119L128 120ZM146 116V115H144ZM143 116V117H144ZM193 116V115H192ZM195 116V114H194ZM212 116V115H211ZM18 117V116H17ZM21 117V116H20ZM36 117V115H35ZM70 117V116H69ZM78 117H80L78 115ZM129 117V118H130ZM152 117V116H151ZM155 117V116H154ZM167 117V118H166ZM185 117V115H184ZM213 117H215V115H213ZM217 117V115H216ZM221 117V116H219ZM8 118V117H7ZM10 118V117H9ZM33 118V117H32ZM40 118V117H39ZM39 118L37 121H39ZM72 118V117H71ZM82 118V117H81ZM84 118V116H83ZM82 118V119H83ZM94 118V117H93ZM133 118V117H132ZM207 118V117H206ZM19 119V118H18ZM23 119V118H22ZM21 119V120H22ZM27 120V118H25ZM44 118L41 117L40 121L43 120ZM48 119V118H46ZM53 119V118H52ZM63 119V118H62ZM67 120V118H64ZM63 119V120H64ZM78 119V118H77ZM125 119V117H124ZM123 119V120H124ZM131 119V118H130ZM137 119V118H136ZM146 119V118H144ZM212 119V118H211ZM25 120V121H26ZM32 120V119H30ZM61 120V119H60ZM69 120V119H68ZM74 120L75 122L77 121L74 117ZM73 120V121H74ZM88 120V119H87ZM90 120V119H89ZM116 120V119H115ZM163 120V121H162ZM35 121V122H37ZM38 122V123H41V122ZM62 121V120H61ZM125 121V120H124ZM195 121V120H194ZM210 121V119H209ZM263 121V122H262ZM5 122V121H4ZM30 122V121H28ZM27 122V124H28ZM60 122V121H59ZM58 122V123H59ZM69 122V121H68ZM123 122V121H122ZM2 123V121H1ZM10 123V122H9ZM19 123H22L19 122ZM18 123V124H19ZM34 123V122H33ZM55 123V122H53ZM65 123V122H64ZM77 123V122H76ZM85 123V121H84ZM88 122H86L87 124ZM181 123V122H180ZM6 124V123H5ZM12 124V123H10ZM17 124V125H18ZM42 124L44 126H47L46 127H49L50 126V123H47L46 124L44 122H42ZM66 124V123H65ZM69 124V123H68ZM71 124V123H70ZM86 124H82L83 126H85ZM89 124V123H88ZM87 124V125H88ZM90 124H92L90 122ZM118 124V123H117ZM138 124V123H137ZM141 124V123H139ZM184 124V123H183ZM16 125V124H15ZM14 125V126H15ZM39 125V124H38ZM41 125V124H40ZM39 125V126H40ZM72 125H73V122H72ZM86 125V126H87ZM119 125V124H118ZM117 125V126H118ZM131 125V124H130ZM162 125V124H161ZM175 125V124H174ZM177 125H180L178 124V121H177ZM26 126V125H24ZM32 126V125H31ZM30 126V127H31ZM54 126V125H53ZM74 126V125H73ZM71 126V127H73ZM77 126V125H76ZM136 127V125H134ZM139 126V125H138ZM154 126V127H153ZM166 126V124H165ZM184 126V125H183ZM192 126V125H191ZM190 126V127H191ZM245 126V127H246ZM5 128L7 126H4ZM19 127V125H18ZM21 127V126H20ZM19 127V128H20ZM35 127V126H34ZM38 126H36L35 128H37ZM82 127V126H79V128ZM133 127V126H132ZM189 127V126H188ZM207 127V126H206ZM17 128V126H16ZM25 128V127H24ZM28 128V127H26ZM42 128V127H40ZM77 128V127H76ZM123 128V127H122ZM126 128V127H125ZM160 128V127H159ZM171 128V127H170ZM176 128V126H175ZM174 128V129H175ZM194 128V127H193ZM21 129V128H20ZM22 129H23V126H22ZM75 129V128H74ZM78 129V128H77ZM83 130L85 129L86 131V128H82ZM165 129V128H164ZM163 129V130H164ZM10 130V129H9ZM8 130V131H9ZM13 130V129H12ZM17 130V129H15ZM13 130V131H15ZM42 130V129H41ZM73 130V129H72ZM80 129H78L76 131H74V135H75V140L73 141L72 145L70 146H67V147H63L62 149L58 150L57 151V157L53 158L54 154H52V159L48 158V157H45L47 158V160L52 164V165H57V166H61L63 163H64V160L66 161V159L68 158H71V155H74L73 153L75 152H80L81 153V149L83 147V145H87L88 143V139H87V134L85 131H83ZM125 130V129H124ZM150 130V129H149ZM178 130V129H176ZM192 130V129H191ZM207 130V129H206ZM238 130V129H237ZM6 131V133L8 132ZM43 131V130H42ZM72 131V132H73ZM175 131V130H174ZM173 131V132H174ZM208 131V130H207ZM2 132V131H1ZM17 132V131H15ZM20 132V131H19ZM85 132V133H84ZM204 132H206L204 130ZM209 132V131H208ZM206 132V133H208ZM12 133V132H11ZM40 132L39 130L38 131H34L32 133V130H26V129H23L20 133V137L24 138V139H31L32 137H36V135H39ZM47 133V131H46ZM167 133V132H166ZM171 133V131H170ZM184 133V132H182ZM211 133V132H210ZM231 133V134H230ZM233 133H235L234 131V127L228 129V132L226 129H224L223 131L219 132V135H220V138H223V137H228V135L230 136L229 140L227 141H219V143L217 145L215 144H210V145H204V146H201L199 145L198 143H192V145L190 146H182L178 151L177 153L173 154V156L168 159V160H164V159H150L151 157H149V159H146L144 160L145 157H139L138 159H136L135 161L136 162H130L129 163H126V165L124 166V168L122 169L120 175L118 178H114L115 180H113L114 182H110V181H107V183H105L102 187H97V186H93L92 187V190H90L88 193H84L85 196H83V201L82 203L84 204H87V206L90 208V212L92 214L95 213V211L100 207V206H103V205H107L109 206L108 208V211H106L107 215L112 217V219H114L113 223L111 226H107V228L109 230H106V228L104 229V224L106 222H102L103 223V230L100 234L101 236H99L100 234H95V236L93 235V239L95 241H98V243L100 242L101 244L102 243H108L106 241H110L111 244L113 246H117V247H114L116 249H118V247L120 248V251L118 253V258L116 260V258L112 260V258L110 256H107L108 258L110 257V259H108L107 261V258H104L106 259V261L108 262V264H156L158 262H161L163 260V256L168 253L170 249H172V246L175 244V242L177 240H179V235L180 233L186 229L188 230V228H191L193 230H196L198 227H199V224L201 221H203L205 219V211H203V206L205 207L206 209V206L208 203H213V204H209V205H214L215 201H217V196L219 194H217L216 190L217 188L219 189V187L217 186V183L219 181V178H220V175H221V171H223V169L225 167H228V171H230L229 169L230 168H235L236 169V155H237V152L239 153V150H238V143L236 142V139H235V136L233 135ZM238 133H239V130H238ZM255 133V132H254ZM262 132L261 131H256V138L252 139L250 136V139L247 141V161L249 160V158L251 157V153L254 154L253 151L257 150V148L259 147V142L261 141V139H263L264 137V134H261ZM13 134V133H12ZM157 134V133H156ZM173 134V133H172ZM247 134H252L250 132H247ZM5 135V134H4ZM14 135V134H13ZM17 135V137H19V133L15 134ZM13 136V139L16 137V136ZM43 135V134H42ZM166 135V134H165ZM255 135V134H254ZM262 135V136H261ZM2 136V135H1ZM6 136V135H5ZM8 136H10V138L12 139L11 135L8 134ZM171 136V134H170ZM195 136V135H194ZM19 137V138H20ZM41 137V136H40ZM101 137V136H100ZM109 137V136H108ZM167 137V135H166ZM175 137V136H174ZM197 137V136H196ZM74 138V137H73ZM72 138V139H73ZM192 138V137H191ZM1 139V138H0ZM12 139V140H13ZM16 139V138H15ZM14 139V141H16ZM42 139V138H40ZM171 139V138H169ZM184 139V138H183ZM21 140V139H20ZM38 140V139H36ZM32 141V140H31ZM41 141V140H39ZM44 142V140H42ZM41 141V142H42ZM50 141L49 139L46 142ZM264 141V140H263ZM9 142V141H7ZM17 142H20V141H17ZM23 142H25V140H23ZM33 143H35L36 141H32ZM42 142V143H43ZM111 142V141H110ZM165 142V141H164ZM164 142H163V145H164ZM22 143V141H21ZM30 143V141H29ZM32 143V144H33ZM49 143V142H48ZM112 143V142H111ZM200 143V142H199ZM217 143V142H216ZM2 144V142L0 143V145ZM5 144V143H4ZM3 144V145H4ZM17 144V143H16ZM31 144V143H30ZM29 144V145H30ZM147 144V143H146ZM153 144V143H152ZM151 144V146H152ZM156 144V143H155ZM37 145V143H36ZM165 145H166V142H165ZM182 145V144H180ZM10 146V145H9ZM154 146V145H153ZM177 146V145H176ZM1 147V146H0ZM138 147V146H137ZM141 147V146H139ZM160 147V146H159ZM157 147V148H159ZM4 148H6L4 146ZM22 148V147H21ZM144 148V147H143ZM39 149V148H38ZM58 149V148H57ZM147 149V148H146ZM159 150V149H158ZM2 151H5V150H2ZM25 151V150H24ZM23 151V152H24ZM1 152V151H0ZM22 152V154H23ZM130 152V151H128ZM7 152H5L4 154H6ZM34 153V156H33V160L35 159V153L37 154L36 151H25V154L26 155H30L32 156ZM87 153V151H86ZM132 153V152H131ZM136 153V152H135ZM194 154L193 157L189 156L190 154ZM21 154V155H22ZM76 154H79V153H76ZM76 154L74 156H76ZM123 154V153H122ZM130 154V153H129ZM127 154V155H129ZM137 154V153H136ZM160 154V153H159ZM196 154V156H195ZM263 154V153H262ZM14 155V154H13ZM24 155V154H23ZM120 155V154H118ZM139 155V154H138ZM151 155V154H150ZM169 155V154H168ZM240 155V154H239ZM9 158L11 157L10 155H8ZM17 156V155H15ZM14 156V158H16ZM20 156V155H19ZM18 156V157H19ZM98 156V155H96ZM125 156V155H124ZM134 156V154H133ZM143 156V155H142ZM165 156V155H164ZM17 157V158H18ZM22 157V156H21ZM29 157V156H28ZM81 157H83L81 155ZM131 157V156H130ZM6 158V157H5ZM8 158V157H7ZM20 158V157H19ZM72 158H74L72 156ZM88 158V157H87ZM239 158V156H238ZM241 158V157H240ZM90 159V158H89ZM112 159L111 161H113V158H110ZM242 159V158H241ZM4 160V159H3ZM11 160V158H10ZM81 160V159H79ZM13 161V160H12ZM122 161V160H121ZM120 161V162H121ZM74 162V161H73ZM76 162V161H75ZM115 162V161H114ZM11 163V161H10ZM19 163V162H18ZM46 163V162H45ZM44 163V164H45ZM77 163V162H76ZM1 164V163H0ZM6 164V163H5ZM16 164V163H15ZM99 164V163H98ZM11 165V164H10ZM31 165V164H30ZM28 165V166H30ZM47 165V163L45 164V166ZM68 165V164H67ZM96 165V166H95ZM101 165H104L101 164ZM242 165V164H241ZM240 165V166H241ZM44 165L42 164V167ZM94 166V167H92ZM239 166V165H238ZM11 167V166H10ZM23 167V166H22ZM36 167V166H35ZM49 167V166H48ZM116 167V166H115ZM24 168V167H23ZM28 169V167H26ZM44 168V167H43ZM69 168V167H67ZM66 168V169H67ZM238 168V167H237ZM7 169V168H6ZM58 169V168H57ZM65 169V170H66ZM90 171L93 170V169H89ZM67 171V170H66ZM71 171V169H70ZM77 171V170H76ZM96 171V170H94ZM28 172V171H26ZM73 172V171H72ZM72 172H68V173H63V176H62V179L61 180H58V183H53V184H49V185H46L48 186L46 188L44 181L41 185H39L38 187V193L36 197V199L33 197L34 200H32L30 198V200H32V202H29V204L27 205H31L33 204L34 202H36L37 199L40 200V198L46 196V194L48 193H51L52 191H56V190H59V186H61L62 184H64V189L67 190H70V192L72 190H74V188L72 187L73 185H71V187L73 189H70V187L68 186L67 188H65V185L66 184H70L72 181H74V178L77 177L79 175V173H76V174H73ZM88 172V171H87ZM86 172V173H87ZM237 172V171H236ZM32 173V172H31ZM35 173V172H33ZM224 173V171L222 172ZM231 173V172H230ZM229 173V174H230ZM3 174V173H1ZM44 174V173H43ZM42 174V175H43ZM47 174V173H46ZM83 174V173H81ZM6 175H7V172H6ZM12 175V174H11ZM14 175V174H13ZM30 175V173H29ZM36 175V174H35ZM228 175V174H227ZM4 176V175H3ZM9 176V174H8ZM31 176V175H30ZM94 176V175H93ZM224 177L226 175H223ZM221 176V177H223ZM230 176V175H229ZM1 177V175H0ZM87 177V176H86ZM227 177V176H226ZM39 178V177H38ZM48 178V177H46ZM50 178V177H49ZM103 178V177H102ZM229 178V177H228ZM31 179V178H30ZM109 179V178H107ZM231 179V178H229ZM32 180V179H31ZM37 180V179H36ZM39 180H41V178H39ZM38 180V182H39ZM228 180V179H227ZM116 181V182H115ZM91 182V181H90ZM40 183V182H39ZM79 183V182H78ZM10 184V183H9ZM36 184V183H35ZM8 185V184H7ZM33 185V184H32ZM31 185V186H32ZM175 185H178L177 187L178 188H175L176 186ZM14 186V185H13ZM30 186V185H29ZM35 186V185H33ZM217 186V188H216ZM241 186V185H240ZM75 187V186H74ZM84 187V186H83ZM163 188V193H161L160 196H157V194H155V196H157V198H153L152 201L149 200V202L147 204H145V206H142L140 209V212L137 211L136 214H132V218H131V221L129 222L130 224H128L126 227H123L122 225L118 224V221H119V217L122 216L119 214L120 212V208H122V206H126V207H136L134 206L135 204V201L136 200H139L142 195V193L145 191V190H150V189H155V188ZM59 188V189H58ZM62 188V187H61ZM1 189V187H0ZM12 188L8 189V190H11ZM13 190V189H12ZM11 190V191H12ZM5 191V190H4ZM7 191V189H6ZM10 191V192H11ZM15 191V190H13ZM13 191H12V194H13ZM65 191V192H66ZM81 191V190H80ZM160 191V189L158 190V192ZM220 191V190H219ZM8 192V191H7ZM58 192V191H57ZM70 192H68V196H70ZM75 192V191H74ZM73 192V193H74ZM216 192V193H215ZM17 193V191H16ZM160 193V192H159ZM220 193V192H219ZM20 195V193H18ZM57 194V193H55ZM1 195V194H0ZM8 195V194H7ZM6 195V196H7ZM17 196V194H15ZM81 194H78V191L75 192L74 196L75 197H79ZM113 195L115 198H116V195L118 196L117 199H115V201L113 202V205H110L108 202V204L105 202H101L99 200L100 197H103V198H108V196H111ZM147 195V194H146ZM14 196V195H12ZM82 196V195H81ZM206 196H208L206 198ZM8 197V196H7ZM220 198V195L218 196ZM13 198V197H11ZM118 198H122L123 201H120L118 200ZM144 198H145V194H144ZM143 198V199H144ZM4 198L0 199L3 201ZM68 199V198H66ZM82 199V198H81ZM102 199V198H100ZM5 200V199H4ZM28 200V199H27ZM44 200V199H43ZM56 200V199H55ZM58 200V199H57ZM2 201H0L2 203ZM6 201V200H5ZM38 201V200H37ZM42 201V200H41ZM40 201V202H41ZM119 201V202H118ZM220 201V200H219ZM19 202V201H18ZM40 202L36 203L35 205L39 204ZM54 202V201H53ZM56 202V201H55ZM77 202V201H75ZM143 203V200L140 201V203ZM218 202V201H217ZM216 202V204H217ZM5 203V202H3ZM24 203V201H23ZM57 204H61L60 201L59 202H56ZM145 203V202H144ZM58 204V205H59ZM215 204V205H216ZM6 205V204H5ZM34 205V206H35ZM40 205V204H39ZM57 205V206H58ZM144 205V204H143ZM208 205V206H209ZM32 207H34L33 205H31ZM20 207V206H19ZM25 207V206H24ZM20 208L18 211H16L13 215L9 216L8 218H5L3 220H0V228L2 227H5L6 225L12 223V221H14V219L18 218V216H16V214L20 211H23V208ZM31 207V208H32ZM56 207V206H55ZM53 208L51 212H49L45 217V219L43 220H40V221H36V223L33 221V222H30L32 223L31 225H29V229L30 230H36V229H43L42 231H52V230H56L58 229V225L60 223H62L63 221H66L67 219H70L73 217V213L70 209H68V207H61L59 206L58 209L57 208ZM79 207V206H78ZM27 208V207H26ZM207 208H210V207H207ZM30 209V208H29ZM41 209V208H40ZM77 209V208H76ZM128 209V208H127ZM79 210V209H78ZM77 210V211H78ZM124 210V209H123ZM134 210V209H133ZM139 210V209H138ZM28 211L25 210V212ZM76 211V210H75ZM46 212V211H44ZM125 214V213H124ZM126 215V214H125ZM124 215V216H125ZM198 215H202V217L200 218V220L198 219ZM14 216H16L15 218H13ZM32 216V215H31ZM78 216V215H77ZM105 216V215H104ZM35 217V216H34ZM79 217V216H78ZM83 217V216H82ZM107 217V216H106ZM123 217V216H122ZM125 217H129V216H125ZM131 217V215H130ZM129 217V218H130ZM10 221H7L8 219H10ZM13 218V219H12ZM29 218V217H28ZM109 218V217H108ZM198 219V220H197ZM123 220V219H122ZM7 221V223H5ZM73 221V220H72ZM82 221V220H81ZM90 221V220H89ZM101 221H104L101 219ZM28 222V220H27ZM112 222V221H109V223ZM137 222H139L142 226H140V224ZM76 223V222H75ZM53 224V225H52ZM80 224V223H79ZM107 224V223H106ZM22 225V224H21ZM51 225V226H50ZM73 225V224H72ZM146 225V226H145ZM99 227L101 226H96V229H98ZM27 228H25L26 230ZM51 229V230H50ZM91 229L88 228V230ZM28 230V229H27ZM83 230H85L83 228ZM85 231V232H89V231ZM100 230V229H98ZM97 230V231H98ZM82 233V231H80ZM91 232H93V230L91 229ZM26 233V232H25ZM184 233V232H183ZM124 236V237H123ZM75 237V235H74ZM123 237V239H122ZM64 238V237H63ZM58 239V238H57ZM188 239V238H187ZM41 240V239H40ZM186 240V239H185ZM36 241H38L36 239ZM72 241V239H71ZM92 241V240H90ZM90 241H88L87 243H90ZM206 243V246L204 245V247L198 251L194 256L193 258L190 260V262L188 264H264V154L260 157L259 161L254 165V167L250 170L248 176H247V182L245 183V185L243 186V188L239 191V193L237 194V196L234 198V200L231 202V204L229 205V207L227 208V210L224 212V214L221 216V218L218 220V222L213 226L212 228V231L210 232L209 236L207 237L206 241H204ZM78 243V242H77ZM76 243V244H77ZM177 243V242H176ZM35 244V242L33 243ZM83 244V243H82ZM86 244V243H85ZM178 244V243H177ZM64 245V244H63ZM74 245V244H73ZM95 245V244H94ZM55 246V245H53ZM61 246V245H60ZM80 246H82L80 244ZM79 246V247H80ZM108 246V245H107ZM62 247V246H61ZM70 247V246H69ZM78 247V248H79ZM178 247V246H177ZM85 248V247H84ZM88 248V247H87ZM174 248V247H173ZM94 249V248H93ZM113 249V248H112ZM68 250V249H67ZM77 250V249H76ZM95 250V249H94ZM106 250V248H105ZM56 251V250H54ZM64 251V250H63ZM78 251V250H77ZM103 251V250H102ZM168 251V252H167ZM52 252V251H50ZM59 252V251H58ZM66 252V251H65ZM76 252V251H75ZM75 252H72V253H75ZM112 252V251H111ZM110 252V253H111ZM37 253V252H36ZM70 253V251H69ZM78 253V252H77ZM107 253V252H106ZM105 253V254H106ZM109 253V254H110ZM61 254V252L59 253ZM102 254V253H100ZM99 254V256H100ZM112 254V253H111ZM47 255V254H46ZM53 255V254H52ZM62 255V254H61ZM167 255V254H166ZM41 256V255H40ZM102 256V255H101ZM38 257V256H37ZM44 258V256H41ZM41 257L38 258V260H41ZM61 257V256H60ZM67 257H68V254H67ZM66 257V258H67ZM71 257V255L69 256ZM103 257V256H102ZM105 257V255H104ZM59 258V257H58ZM72 258V257H71ZM100 257H97V259L99 260ZM23 259V258H22ZM31 260H33L32 258H30ZM36 259V258H35ZM34 259V260H35ZM60 259V258H59ZM65 259V258H64ZM73 259V258H72ZM95 259V258H94ZM37 260V259H36ZM35 260V261H36ZM45 260V259H44ZM68 260V259H67ZM86 260V259H85ZM91 261L93 259H90ZM101 260V259H100ZM21 261V259H20ZM23 261V260H22ZM42 261V260H41ZM57 258H56V262H57ZM61 261V260H60ZM65 261V260H63ZM75 261V259H74ZM28 262V261H26ZM32 262V261H31ZM30 262V263H31ZM52 262H54V259L52 260ZM69 262V261H68ZM83 262V260H82ZM86 262V261H85ZM95 262H97L95 260ZM101 262H103V260H101ZM22 263V262H21ZM59 263V262H58ZM57 263V264H58ZM64 263V262H63ZM77 263V262H75ZM81 263V262H80ZM79 263V264H80ZM87 263V262H86ZM23 264V263H22ZM25 264V263H24ZM33 264H37L35 262H33ZM49 264V263H48ZM55 264V263H53ZM62 264V262H61ZM97 264V263H96ZM103 264V263H102ZM161 264V263H159Z\"/></svg>", "mask_w": 264, "mask_h": 264}]
</instances>
